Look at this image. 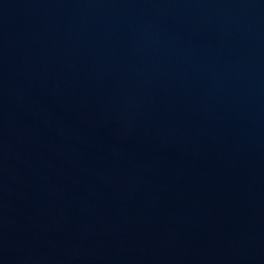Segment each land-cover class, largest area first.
<instances>
[{
	"label": "water",
	"instance_id": "water-1",
	"mask_svg": "<svg viewBox=\"0 0 264 264\" xmlns=\"http://www.w3.org/2000/svg\"><path fill=\"white\" fill-rule=\"evenodd\" d=\"M0 264H264V0H0Z\"/></svg>",
	"mask_w": 264,
	"mask_h": 264
}]
</instances>
